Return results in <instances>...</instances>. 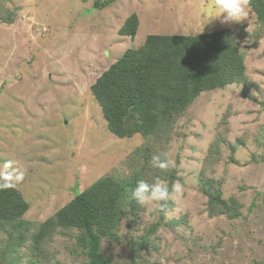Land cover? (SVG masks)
Here are the masks:
<instances>
[{"label": "rangeland", "instance_id": "1", "mask_svg": "<svg viewBox=\"0 0 264 264\" xmlns=\"http://www.w3.org/2000/svg\"><path fill=\"white\" fill-rule=\"evenodd\" d=\"M92 2L0 0V175L28 204L22 222L0 225V264H82L78 229L55 228L38 253L30 235L99 178L121 183L136 173L170 191L181 183L184 211L168 220L124 199L114 237L100 242L109 264H264V26L255 12L223 24L214 0ZM133 13L135 35H121ZM222 28L243 54L244 81L201 92L162 136L108 130L90 85L125 49L149 33ZM155 155L174 167H153ZM214 190L235 200L237 217L209 210Z\"/></svg>", "mask_w": 264, "mask_h": 264}, {"label": "trees", "instance_id": "2", "mask_svg": "<svg viewBox=\"0 0 264 264\" xmlns=\"http://www.w3.org/2000/svg\"><path fill=\"white\" fill-rule=\"evenodd\" d=\"M112 2L92 3L100 9ZM250 7L257 23L264 26V0H250ZM16 16L11 11L7 20L12 22ZM136 22L133 13L125 19L119 33L133 37ZM244 69L243 54L226 28L196 35L149 33L138 47L125 49L103 70L90 85V91L101 106L108 130L116 136L139 132L158 137L201 92L244 81ZM147 151L148 148L139 150L143 161L148 160ZM139 179L138 173L121 183L105 176L77 191L52 218L38 223L30 235L32 251L38 253L42 239L55 228L78 229L76 243L87 258L82 264H109L100 253L101 238L114 237L117 220L124 211L122 201L132 200ZM208 205L212 212L219 207L229 218L239 215L235 200L225 202L217 190L208 197ZM27 208L20 192L0 175V225L13 220L22 222Z\"/></svg>", "mask_w": 264, "mask_h": 264}, {"label": "clouds", "instance_id": "3", "mask_svg": "<svg viewBox=\"0 0 264 264\" xmlns=\"http://www.w3.org/2000/svg\"><path fill=\"white\" fill-rule=\"evenodd\" d=\"M214 5L219 14L212 17H220L223 14V24L241 22L249 15L250 0H214ZM151 164L165 172L174 167L173 161L167 158L162 160L159 155L152 157ZM184 191V186L179 182L173 184L170 191L168 184L160 179L151 185L139 180L132 191V199L141 207L153 206L149 210L163 212L166 219L172 220L178 219L184 211L181 204ZM169 202L175 206L169 208Z\"/></svg>", "mask_w": 264, "mask_h": 264}, {"label": "bare ground", "instance_id": "4", "mask_svg": "<svg viewBox=\"0 0 264 264\" xmlns=\"http://www.w3.org/2000/svg\"><path fill=\"white\" fill-rule=\"evenodd\" d=\"M209 39V38H208Z\"/></svg>", "mask_w": 264, "mask_h": 264}]
</instances>
